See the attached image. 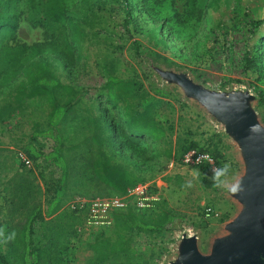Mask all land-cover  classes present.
I'll list each match as a JSON object with an SVG mask.
<instances>
[{
    "label": "rangeland",
    "instance_id": "1",
    "mask_svg": "<svg viewBox=\"0 0 264 264\" xmlns=\"http://www.w3.org/2000/svg\"><path fill=\"white\" fill-rule=\"evenodd\" d=\"M73 1L68 10L80 25L83 39L72 43L70 52L65 23L49 22L39 7L32 11L25 0L7 7L18 18L15 42H49L55 47L54 53L46 55L50 67L62 83L77 91L81 106L95 120L94 134L105 137L109 123L119 127L128 117L144 112L161 124L165 137L144 140L132 155L112 144L101 146V152L142 176L141 184L157 197L153 207L163 204L179 219L155 234L114 225L104 217L108 208L145 209L135 206L133 196L112 194L93 179L89 149L80 146L68 154L69 176L58 209L32 224V245L44 251L45 264H170L184 233L194 235L198 250L206 253L212 238L225 232V222L238 210L226 192L242 171L238 149L201 105L159 78L153 68L182 72L211 90L248 91L255 97L251 105L264 126V102L256 98L264 95V0H127L126 27L120 0ZM8 71L0 59V78ZM104 72L119 79L113 83V101L102 87ZM8 90L0 85V229L5 236L14 232L15 237L6 243L0 239V264L17 259L15 222L35 203L44 210L48 188L59 175L40 158L28 164L22 160L27 143L42 152L50 150L49 139L31 137L33 126L44 121L46 102ZM142 98L150 100L143 111ZM86 130L85 119L76 115L66 122L62 138L75 142ZM190 142L215 153L220 168L229 165L220 178L222 186L203 187L197 168L179 163L180 153ZM175 176L180 186L173 182ZM116 199L124 205L116 207ZM123 243L138 256L119 250ZM89 244L97 247L90 258Z\"/></svg>",
    "mask_w": 264,
    "mask_h": 264
},
{
    "label": "trees",
    "instance_id": "2",
    "mask_svg": "<svg viewBox=\"0 0 264 264\" xmlns=\"http://www.w3.org/2000/svg\"><path fill=\"white\" fill-rule=\"evenodd\" d=\"M21 0H0V59L7 65L9 71L0 78V85L7 87L9 92L16 96L27 98L41 97L47 104L48 111L42 123L33 126L32 138H47L51 141L50 150L42 152L36 149L31 143L24 146L23 153L31 162L35 163L38 158L42 162L52 165L58 170L59 175L54 184L48 188L49 198L46 201L44 210H41L39 203H35L27 210L23 217L15 222L18 228L19 254L13 264H45V254L43 250L35 248L31 242L32 224L35 220H40L42 216L54 213L63 198L66 183L69 176V153L80 146H87L89 149L88 166L93 179L100 183L109 192L115 195H123L125 192L143 181L139 176L126 167L112 162L109 156L101 152V146L112 144L113 148L118 151L128 149L129 154L136 152V147L144 140L149 139L151 142L159 141L165 137V130L161 124L150 114L140 116H130L124 124L119 127L108 124V135L101 137L94 134V119L88 114V111L81 106L80 98L77 91L72 85L62 83L53 73L47 54L54 53L55 47L49 43L33 42L29 45L15 42L17 29V14L13 10H8L9 5H14ZM84 3L86 0H78ZM124 9V26L128 24L130 16L127 6V0H120ZM30 10L39 7L43 17L52 23H65L67 29L68 42L66 50L70 52L71 44L78 43L83 39V31L76 22L74 14L69 12L68 7L74 2L73 0H25ZM12 44H8V42ZM134 47L137 44L133 42ZM113 83H119V79L104 72L103 89L106 98L109 101L116 99ZM152 99V97H150ZM257 102L263 100L264 95H258ZM148 98H142L139 105L143 111L149 103ZM113 105V104H112ZM80 115L86 121L87 130L75 142H66L62 138L66 122L73 116ZM194 148L208 152L216 161L218 168L220 162L218 157L212 151L195 145L188 146L180 153L181 155L187 149ZM201 173L200 183L203 187H213V174L205 164L194 166ZM171 180V177H166ZM178 176L173 177L176 186L181 184L177 182ZM111 222L125 230L155 234L165 230L169 225L174 224L179 219L178 215L165 205L136 210L134 207L124 209H112L108 211ZM90 252L89 258L97 253L95 244L87 246ZM119 250L130 251L138 256L128 244L119 245ZM103 256L98 260L102 261ZM2 259H0L1 261Z\"/></svg>",
    "mask_w": 264,
    "mask_h": 264
},
{
    "label": "water",
    "instance_id": "3",
    "mask_svg": "<svg viewBox=\"0 0 264 264\" xmlns=\"http://www.w3.org/2000/svg\"><path fill=\"white\" fill-rule=\"evenodd\" d=\"M159 78L176 85L223 128L238 149L242 171L226 188L238 210L201 253L194 235L181 234L170 264H264V126L251 105L255 97L242 90H211L182 72L154 67ZM238 186L233 192L231 188Z\"/></svg>",
    "mask_w": 264,
    "mask_h": 264
},
{
    "label": "built area",
    "instance_id": "4",
    "mask_svg": "<svg viewBox=\"0 0 264 264\" xmlns=\"http://www.w3.org/2000/svg\"><path fill=\"white\" fill-rule=\"evenodd\" d=\"M22 160L25 164L29 163V160L22 156ZM179 163L183 166H198L201 164H205L208 166L209 171L213 174L212 170L214 168H218L215 159L208 153L202 150H197L194 148L187 149L183 152L180 157ZM127 196H133V203L139 209H148L154 206L153 202L157 200V197L150 189L147 188L146 184H136L135 186L129 188L126 191ZM116 207H122L124 204L122 201L115 200ZM112 209H119V208H111L104 211V217L109 218L108 211ZM121 209V208H120ZM208 211V210H207Z\"/></svg>",
    "mask_w": 264,
    "mask_h": 264
},
{
    "label": "clouds",
    "instance_id": "5",
    "mask_svg": "<svg viewBox=\"0 0 264 264\" xmlns=\"http://www.w3.org/2000/svg\"><path fill=\"white\" fill-rule=\"evenodd\" d=\"M229 171V165L228 164H224L221 168H214L212 170L213 172V176L212 179L214 181V185L215 186H222V181L220 180V178L222 176H225L227 174V172ZM238 190V186H233L231 188V191L235 192ZM15 237V233H11L7 236H5L4 230L0 229V239L3 240V242H7L8 240H11Z\"/></svg>",
    "mask_w": 264,
    "mask_h": 264
}]
</instances>
